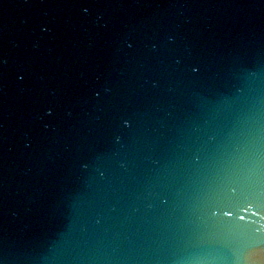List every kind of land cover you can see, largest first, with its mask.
Returning <instances> with one entry per match:
<instances>
[{
	"label": "water",
	"instance_id": "95a60500",
	"mask_svg": "<svg viewBox=\"0 0 264 264\" xmlns=\"http://www.w3.org/2000/svg\"><path fill=\"white\" fill-rule=\"evenodd\" d=\"M0 264H264V0H0Z\"/></svg>",
	"mask_w": 264,
	"mask_h": 264
}]
</instances>
